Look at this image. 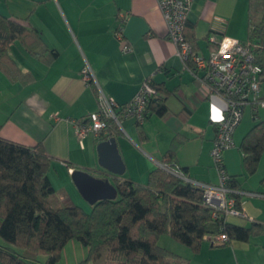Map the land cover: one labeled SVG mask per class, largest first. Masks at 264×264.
Wrapping results in <instances>:
<instances>
[{
	"label": "crops",
	"instance_id": "crops-1",
	"mask_svg": "<svg viewBox=\"0 0 264 264\" xmlns=\"http://www.w3.org/2000/svg\"><path fill=\"white\" fill-rule=\"evenodd\" d=\"M249 4L250 0H193L186 26L197 53L209 56L224 34L248 42ZM0 13L36 29L46 45L57 51L43 61L20 40L12 44L11 55L31 78L12 79L0 67L3 138L29 146L41 144L53 160L52 168L67 178L75 169L102 177L100 171L105 170L97 146L105 138L88 135L80 142L76 123L98 110L99 89L126 104L151 77L166 92L168 111L160 115L150 110L141 124L130 117H121L120 127L115 123L114 136L126 172L114 176V183L130 178L146 184L150 171L162 165L173 144L177 145L174 162L186 170L187 178L219 183L212 148L226 101L209 93L177 55L157 0H0ZM120 13L127 15L123 40L115 35ZM127 44L132 49L124 52ZM85 64L91 66L98 85L83 81ZM248 107L252 120L255 110L259 115L260 107L248 105L235 129V146L223 154L230 175L244 173L240 144L253 126L246 118ZM263 176L264 165L252 175L241 176V209L247 216L238 224L249 226L251 219L264 223ZM77 242L66 244L58 264H81L88 251ZM181 246L178 253L189 264H264V231L251 234L247 241L235 239L223 245L204 240L198 251ZM24 253L26 264H45L44 255Z\"/></svg>",
	"mask_w": 264,
	"mask_h": 264
},
{
	"label": "trees",
	"instance_id": "trees-1",
	"mask_svg": "<svg viewBox=\"0 0 264 264\" xmlns=\"http://www.w3.org/2000/svg\"><path fill=\"white\" fill-rule=\"evenodd\" d=\"M248 17L249 41L242 42L255 44L256 59L264 67V0H250ZM186 25L185 37L197 53ZM16 40L43 61L57 55L36 29L0 13V67L12 79L31 78L10 53ZM186 64L195 74H202L190 58ZM151 84L157 94L150 98L146 116L150 110L165 114L166 92L152 78ZM254 119L257 121L240 144L244 173L230 175L224 164L226 186L238 208L242 204L241 176L254 174L264 153V119L256 110ZM116 128L115 122L108 120L101 136H114ZM176 146L164 154L162 165L150 171L146 184L130 178L117 180L118 196L100 200L87 211L69 201L67 205L58 201L49 175L53 160L41 144L29 146L0 135V262L26 264L24 252L28 251L44 255L45 264H58L66 244L75 240L88 251L81 264H189L182 255L159 244L162 234L198 251L208 240L206 236L226 234V242L209 240L223 245L235 239L247 241L251 234L264 231L262 222L251 219L250 225L244 226L229 221L225 211L207 205L204 188L173 170L180 169L186 176V170L174 162ZM261 184L260 193L264 194V176Z\"/></svg>",
	"mask_w": 264,
	"mask_h": 264
},
{
	"label": "built area",
	"instance_id": "built-area-1",
	"mask_svg": "<svg viewBox=\"0 0 264 264\" xmlns=\"http://www.w3.org/2000/svg\"><path fill=\"white\" fill-rule=\"evenodd\" d=\"M192 2L193 0H157L169 36L176 45L177 55L185 64L190 58L196 70L202 73L197 75L200 84L209 93L218 94L226 101V110L217 124L212 148L220 181L218 184L201 183L187 178L180 169L173 170L177 175L204 188V202L207 205L221 209L228 215L246 217V212L237 207L236 199L230 195V190L226 186L228 176L224 168L223 154L227 149L235 146L234 132L243 119L246 107L253 105L264 108V67L257 61L253 45L226 34L217 40V49L209 56L195 53L184 34ZM126 17V13L119 14L115 35L120 40L124 39ZM131 49V45L123 46L124 52ZM81 74L85 83L98 85L89 64H85ZM99 90L98 110L90 112L87 120L76 123V134L80 142L88 135L100 137L108 127V120H113L119 127L121 117L134 118L136 122L143 123L150 98L157 94L156 88L151 84V77L144 80L133 99L126 104H120L101 89ZM205 238L214 243L228 240L226 234Z\"/></svg>",
	"mask_w": 264,
	"mask_h": 264
},
{
	"label": "water",
	"instance_id": "water-1",
	"mask_svg": "<svg viewBox=\"0 0 264 264\" xmlns=\"http://www.w3.org/2000/svg\"><path fill=\"white\" fill-rule=\"evenodd\" d=\"M99 164L105 171L103 176H96L89 171L75 169L71 177L82 196L91 205L104 199H115L118 189L113 181L114 176H122L126 172V165L119 152L115 136L102 140L97 146Z\"/></svg>",
	"mask_w": 264,
	"mask_h": 264
},
{
	"label": "rangeland",
	"instance_id": "rangeland-1",
	"mask_svg": "<svg viewBox=\"0 0 264 264\" xmlns=\"http://www.w3.org/2000/svg\"><path fill=\"white\" fill-rule=\"evenodd\" d=\"M253 45L255 46V44H253ZM259 107H260L259 108L260 118L264 119V108L262 106H259ZM251 109H252L251 107H248L246 118L248 119V116H249L251 119V121L249 120V123L251 124L253 122V125H254V123L257 121V119L252 120ZM260 162H261L260 167H262L264 165V153H263V156H262ZM49 175H50L51 181L53 183V186L56 189V197L58 198V201L62 205H67V203L69 201L72 204H76V205L83 207L87 211L91 210L92 205L87 200H85V198L82 196V194L78 190L77 186L75 185L72 177L67 178L66 176H64L62 174V171H60L58 168H52L51 171L49 172ZM228 219H229V221L238 223L237 221L241 220L242 217L229 215ZM239 224H243V223H239ZM77 243H79V242H77ZM159 244L161 246H164V247H166V248H168L174 252H177V253L181 250L180 247H183V246H181V245H183L182 243L178 242L170 234H167V233H164L161 235L160 240H159ZM67 249H69L68 257H70V255L72 254V251L70 250V248H67ZM178 254H180V253H178ZM84 264H91V263H84Z\"/></svg>",
	"mask_w": 264,
	"mask_h": 264
}]
</instances>
